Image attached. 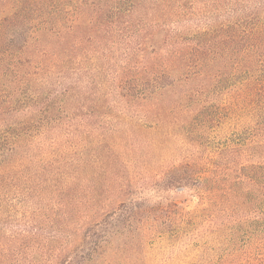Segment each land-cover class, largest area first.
<instances>
[{"label":"trees","instance_id":"1","mask_svg":"<svg viewBox=\"0 0 264 264\" xmlns=\"http://www.w3.org/2000/svg\"><path fill=\"white\" fill-rule=\"evenodd\" d=\"M148 232L264 264V0H0V264H138Z\"/></svg>","mask_w":264,"mask_h":264},{"label":"rangeland","instance_id":"2","mask_svg":"<svg viewBox=\"0 0 264 264\" xmlns=\"http://www.w3.org/2000/svg\"><path fill=\"white\" fill-rule=\"evenodd\" d=\"M235 78L240 77L239 75H235ZM222 122V119L221 122H216L217 125L215 126L216 128L211 139L212 143H214L215 146H219V143H224L225 141H227L226 138L230 136H232V138L237 142L241 139H244L243 136H245V132L238 131L242 130L243 124L237 117L226 116L224 123ZM163 133L165 135L171 136V134H175V131L165 128ZM148 153H150V150H148V148H145L143 156L151 158L148 156ZM184 153L185 148L183 147V143L180 140L176 139L172 141L171 144H165L161 152H158L157 154H155V152H152L151 154L161 156L163 158L167 156L165 160L167 161V163H169L177 161L178 158H180ZM137 167L138 166L134 167L133 169L135 170V173H137ZM176 200L179 201L180 204H183L190 208L194 207V205L196 204V198L188 195L185 196V198L180 196ZM164 239L165 238H160V236L153 235L148 232L146 236V246L145 248H141L139 250V252L134 257V260H136L138 264H180V260L182 257L179 256L177 245L173 246L174 243H172L171 240Z\"/></svg>","mask_w":264,"mask_h":264}]
</instances>
